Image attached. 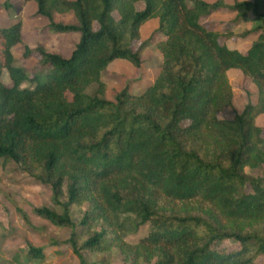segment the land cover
I'll list each match as a JSON object with an SVG mask.
<instances>
[{
    "label": "trees",
    "instance_id": "obj_1",
    "mask_svg": "<svg viewBox=\"0 0 264 264\" xmlns=\"http://www.w3.org/2000/svg\"><path fill=\"white\" fill-rule=\"evenodd\" d=\"M32 1L47 29L81 35L69 57L37 45L29 74L12 53L22 42L21 21L0 26V158L48 186L60 208L38 205L33 213L71 228L66 242L80 264H102L84 252L106 249L124 264H260L264 177L244 167L264 163L255 123L264 113V0ZM220 10L235 12L233 22L253 15L256 25L242 34H258L245 52L204 22ZM55 13H72L77 23L56 21ZM154 17L158 28L133 50L140 26ZM155 34L162 39L154 41ZM149 44L162 57L154 81L138 94L126 87L108 99L102 72L117 58L140 67ZM31 52L25 45L23 55ZM231 68L257 89L241 112L232 102ZM227 108L233 116L221 118ZM193 199L209 209L197 215L164 206ZM146 223L137 243L123 240ZM225 239L239 247L228 249ZM28 256L40 262L44 248L29 246Z\"/></svg>",
    "mask_w": 264,
    "mask_h": 264
},
{
    "label": "rangeland",
    "instance_id": "obj_2",
    "mask_svg": "<svg viewBox=\"0 0 264 264\" xmlns=\"http://www.w3.org/2000/svg\"><path fill=\"white\" fill-rule=\"evenodd\" d=\"M226 1L232 2L234 0ZM21 3H24V0H0V26L7 25V22L13 23V20L17 21L20 20L19 18L24 17V15L31 14L29 12H31L32 8L28 6L26 13L22 17L20 15L18 18L19 14H22L20 12L23 11L22 7H20ZM30 3H33L35 7H37L35 1L31 0ZM142 5L141 2L137 3V8L142 7ZM224 11L231 12L228 10ZM69 15L70 19L67 18ZM114 15L117 16L115 12ZM220 15H222L220 17L227 18L225 19V24L220 26L217 23L209 22L211 20L207 18L204 20L207 27L216 30L220 29L221 32L230 35V40H232V42H239L240 45H246L247 43L241 39L245 35L242 33L248 30L246 27L254 28L256 22H248L249 19L246 18L243 20L244 23L242 26H236L238 22H233L234 18L228 19L230 17L229 13ZM252 16L251 14V17ZM59 19L58 21L64 23L68 21L71 22L72 16L71 14H67L63 16L62 19L64 20ZM48 31L55 33L49 29ZM160 39H162V35H153L154 41ZM139 44L140 41L135 42L133 50H137ZM23 52L24 47L21 46L14 50V55L16 56L15 63L19 66L26 64L29 67L27 69L30 70L29 74H31L36 63L33 66V58H28V56L25 57ZM140 55L142 58L140 67L134 66L126 59L117 58L112 61V67L115 68L114 70H116L118 75H114L111 72H104L102 74V79L107 83L109 88L106 90V97L108 99L114 100L115 94L126 87H128L131 92L138 94L154 81L159 72L162 60L159 50L154 44H149L141 49ZM144 77L147 78L144 79ZM1 80L5 84H11L8 73L5 71L1 75ZM229 81L232 86V102L235 111H237L236 106L242 103L256 101L257 89L254 94L250 92L253 83L249 78L238 73H233ZM24 85L29 86L31 84L27 81ZM219 116L221 118H231L233 116V110L230 108L224 109ZM256 118L255 123L260 126V135L264 139V114ZM244 171L252 176L264 177V163L254 167L249 165L245 166ZM51 194V189L48 186L27 174L18 164L12 161L5 162L0 158V264H80L78 258L72 253L71 245L66 242L70 237L71 228L56 227L50 221L33 213V207L38 205H47L57 211L60 210L58 206L52 203ZM164 203V206L168 207V209H174L179 212L188 211L197 215L203 214L209 209L208 204L198 199L184 202L166 200ZM85 208L86 204L84 203L82 209ZM21 211L27 215L29 223L25 221ZM74 220L75 222L77 221L75 218ZM78 229L79 226H77V230ZM148 231L149 224L146 223L141 226L138 231L126 234L123 240L126 243L135 244L140 238L144 237ZM222 245L228 249L239 247V243L232 239H225ZM29 246L44 248L45 257L42 261L37 262L36 258L28 256ZM84 256L88 262L101 261L102 264H124L123 261L109 249L93 252L85 251ZM257 261L260 264H264V255H260ZM153 263L154 259L147 264Z\"/></svg>",
    "mask_w": 264,
    "mask_h": 264
},
{
    "label": "crops",
    "instance_id": "obj_3",
    "mask_svg": "<svg viewBox=\"0 0 264 264\" xmlns=\"http://www.w3.org/2000/svg\"><path fill=\"white\" fill-rule=\"evenodd\" d=\"M213 1H207V2H213ZM223 1L226 4H232V2H234V1L228 2L226 0H223ZM239 1H241V0H239ZM30 2H31V0H24V3H21V5H20V7H22L23 11L21 10L22 12H20V13H22V14H19L18 18L20 17V15L22 17L26 13L28 6H31L32 9H31V12H29L31 14L24 15V17L19 18L21 20V23H22V26H21L22 42L18 43L15 46L12 47L13 55H14V50L16 48H18L20 46L24 47L25 45H27L29 47V49L32 51L28 55V58L29 57L33 58V66H34L35 63L38 60V56L34 52V49L36 48L37 45H42L49 52L58 53V54H61L64 57H69L71 52H72V50L74 49L75 45L80 40V36H81L80 33L78 31L55 32V33L49 32L48 29L46 28V26L48 24V19L46 17H44V16L37 15L36 14L37 13V7H35V5L33 3H30ZM224 13H229L230 17L228 19H233L235 17V15H236L235 12H227V11H224V10L216 11V12L212 13L208 17L209 18L208 20H211L209 22L217 23L220 26H222L223 24H225L224 23L225 19H227V18H224V17H220V16H222L220 14H224ZM67 14H71L72 21L71 22L68 21L66 23L76 24L77 23L76 19H75L74 15L72 13H66V14L55 13L54 14V18H55L56 21H58L59 18H60L59 20H64L62 18H63L64 15H67ZM67 18L70 19V15L67 16ZM247 18L249 19L248 22L251 21V23H254L253 16L251 17V13L250 12H248ZM30 20H35V21H30ZM13 21L15 22V20H13ZM7 23L10 24L11 22H7ZM243 23H244L243 20L238 21L236 26H240V25L242 26ZM158 25H159V21H158V18H156V17L145 21L139 28V34H140L139 41L141 42V41L147 39L148 37H150L153 34V32L158 28ZM4 26H6V25H4ZM244 26H246V25H244ZM246 28L248 30H250L252 27H249V28L246 27ZM218 30H220V29H218ZM257 34H258L257 32H251L248 35H244V37H242L241 39L244 42L247 43L246 45H240L239 42H235V43L232 42V40H230V36H229V38L225 39L224 42L229 48L237 49V50H239L241 52H245L250 47L252 41L254 39H256ZM14 58L16 59L15 55H14ZM112 64L113 63L111 61L108 64L107 68L102 72V74L104 72H111L114 75L115 74L118 75L116 70H114L115 68L112 67ZM20 66H23L25 68H29L26 64H22ZM2 73H4V71ZM233 73H238L240 75H243L240 70L231 68V69H229L227 71L228 77L230 78V76L233 75ZM102 74H101V78H102ZM145 78H147V77H144V79ZM107 89H109L108 85H107ZM250 92L253 93V94L256 92V87H255L254 84H253V87L250 89ZM245 104L246 103H244V104L242 103L241 105L236 106L237 112H241L242 109L244 108ZM262 114H264V113H261V114L257 115L256 117L258 118Z\"/></svg>",
    "mask_w": 264,
    "mask_h": 264
}]
</instances>
